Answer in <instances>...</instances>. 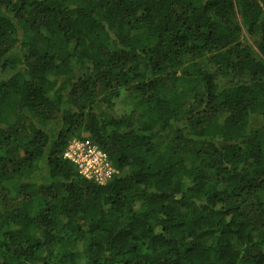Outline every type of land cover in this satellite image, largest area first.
<instances>
[{"label":"trees","instance_id":"16d2710c","mask_svg":"<svg viewBox=\"0 0 264 264\" xmlns=\"http://www.w3.org/2000/svg\"><path fill=\"white\" fill-rule=\"evenodd\" d=\"M0 264H264V0H0Z\"/></svg>","mask_w":264,"mask_h":264},{"label":"built area","instance_id":"2783aa9c","mask_svg":"<svg viewBox=\"0 0 264 264\" xmlns=\"http://www.w3.org/2000/svg\"><path fill=\"white\" fill-rule=\"evenodd\" d=\"M63 157L73 163L84 178L99 184L107 183L117 172L106 152L90 139L73 138Z\"/></svg>","mask_w":264,"mask_h":264},{"label":"rangeland","instance_id":"374dc122","mask_svg":"<svg viewBox=\"0 0 264 264\" xmlns=\"http://www.w3.org/2000/svg\"><path fill=\"white\" fill-rule=\"evenodd\" d=\"M116 103H117L116 109L118 113L126 112V110H129L131 108V106H129L127 101L124 99H118ZM76 138H85L92 140L87 132L82 133L80 137H76Z\"/></svg>","mask_w":264,"mask_h":264}]
</instances>
